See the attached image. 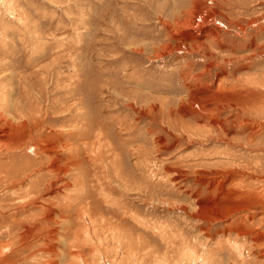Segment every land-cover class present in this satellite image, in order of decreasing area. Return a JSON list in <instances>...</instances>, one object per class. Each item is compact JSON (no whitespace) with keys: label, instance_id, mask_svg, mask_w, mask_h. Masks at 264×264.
Returning a JSON list of instances; mask_svg holds the SVG:
<instances>
[{"label":"rangeland","instance_id":"obj_1","mask_svg":"<svg viewBox=\"0 0 264 264\" xmlns=\"http://www.w3.org/2000/svg\"><path fill=\"white\" fill-rule=\"evenodd\" d=\"M203 1L0 0V264H264V0Z\"/></svg>","mask_w":264,"mask_h":264},{"label":"bare ground","instance_id":"obj_2","mask_svg":"<svg viewBox=\"0 0 264 264\" xmlns=\"http://www.w3.org/2000/svg\"><path fill=\"white\" fill-rule=\"evenodd\" d=\"M200 1V3L198 4V3H196V2H194L195 3V7L193 8V9H191L190 11H188V10H186V16L184 17V18H182V19H180V20H176L175 21V27H178V28H183L184 30H186L185 28L186 27H188V25H192V24H194V25H196V23H198L199 24V26L196 28V31H197V34H194L193 32H194V30L193 31H190L189 30V33H188V38H189V40L188 41H190L189 43H190V45H193V40L196 42V45H194L192 48H201V47H203L204 46V43L205 44H209L210 46L211 45H218L217 47H219L221 44H223V33L221 34V32H220V28L218 29V27L216 28H208V26H206L205 24L201 27V24H200V22L197 20V16L200 14V13H202V9L204 8V6H203V3L202 2H204L203 0H199ZM212 3H214V4H217L218 5V8L217 7H213V6H211V8H210V11H208V14L206 15V16H202L203 18H202V20H205V18H208V19H211V20H215V19H222L223 21H224V23H226V25H227V27H225V29H224V31H226L228 28H229V26H235L236 24H240V19H229V18H227V17H225L223 14H222V11H223V7L221 6V5H219V3L217 2V0H210ZM209 1V2H210ZM210 2V3H211ZM207 9V8H206ZM205 11V10H204ZM182 12H184V11H182ZM181 12V13H182ZM264 14V13H263ZM240 16V15H239ZM255 16V15H254ZM257 16V15H256ZM223 17V18H222ZM238 17V16H237ZM251 18H252V16H251ZM176 19H179V18H176ZM244 19V18H243ZM254 20V19H253ZM216 21H218V20H216ZM221 22V21H220ZM261 23V22H260ZM164 25H166L167 26V28H169V30L170 29H172V27H174L172 24H171V22L169 23V22H167V21H164ZM213 25V24H212ZM221 25H223V24H221ZM261 25V24H260ZM206 26V27H205ZM224 26V25H223ZM241 26V25H240ZM189 27H191V26H189ZM244 27V26H243ZM241 29V28H240ZM244 29H245V27H244ZM176 30V29H175ZM183 30V31H184ZM243 30V29H242ZM171 31H173V30H171ZM195 31V32H196ZM170 32V31H169ZM166 33V32H165ZM180 32H178V34H179ZM186 36V35H185ZM174 37V36H173ZM175 38V37H174ZM183 40L184 39H182V42H183ZM254 40V39H253ZM256 40V39H255ZM177 41V40H176ZM224 43H225V41H224ZM252 43H255L254 41H252ZM187 44V43H186ZM248 44V43H247ZM246 44V45H247ZM170 45V44H169ZM257 45V44H256ZM255 45V46H256ZM167 46V45H166ZM177 46V45H176ZM252 46V45H251ZM162 47V46H161ZM248 47V46H247ZM246 47V48H247ZM258 47V46H257ZM157 48V47H156ZM213 48V47H212ZM212 48H210V49H212ZM230 48V47H229ZM259 48V47H258ZM165 49V48H164ZM188 49V48H187ZM222 49V48H221ZM227 49V48H226ZM260 49V48H259ZM169 50H170V48H169ZM249 50V49H248ZM138 51V50H137ZM187 51V50H186ZM212 51V50H211ZM156 52V51H155ZM166 52V51H165ZM194 52V51H193ZM161 53H162V51H161ZM207 53V52H206ZM247 53V52H246ZM163 54V53H162ZM255 54V53H254ZM261 54H262V52H261ZM206 55V54H205ZM231 55V54H230ZM207 56H209V57H213L214 56V53H212V52H209V53H207ZM220 56V55H219ZM222 56V55H221ZM253 57V56H252ZM255 57H257V56H255ZM230 59V58H229ZM242 59V58H241ZM224 60V59H223ZM244 60V59H243ZM214 61V60H213ZM243 62V61H242ZM247 63H248V61H247ZM219 64V63H218ZM245 68V67H244ZM210 70V69H209ZM249 70V69H248ZM206 71V70H205ZM202 72V71H201ZM202 73H204V72H202ZM193 98V100L195 101V96L194 97H192ZM205 102V101H204ZM208 102V101H207ZM187 105V104H186ZM177 109V108H176ZM180 109V108H179ZM183 109V108H182ZM180 111V110H179ZM180 115V114H179ZM12 123V122H11ZM17 126H15L14 128H16ZM19 147V146H18ZM43 148V147H42ZM13 148H11V150H12ZM48 153V152H47ZM53 167V166H52ZM47 172H48V170H47ZM49 172H50V170H49ZM37 174V173H36ZM40 173H38V175H39ZM49 174H51V173H49ZM52 175V174H51ZM23 179L21 178L20 179V181L19 182H21ZM38 181L39 180H36V181H33V183H31L30 184V186H31V188H29V190H30V193L31 192H33L34 190H35V187L36 186H34L35 184H37L38 183ZM20 187V186H19ZM38 187V186H37ZM11 188H13V187H11ZM10 188V189H11ZM27 188V187H26ZM37 190V189H36ZM23 191V190H22ZM40 192V191H39ZM38 192V193H39ZM25 194H27V193H25ZM22 196H24L25 197V195L23 194ZM23 197V198H24ZM22 198V199H23ZM23 236V235H22ZM56 239V238H55ZM130 249V248H129ZM245 252V251H244ZM244 252H242V255H243V253ZM245 257V256H244ZM240 258H241V256H240ZM142 259V258H141Z\"/></svg>","mask_w":264,"mask_h":264}]
</instances>
